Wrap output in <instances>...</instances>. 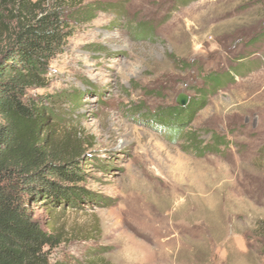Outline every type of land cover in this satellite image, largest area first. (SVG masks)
Returning <instances> with one entry per match:
<instances>
[{"label":"rangeland","instance_id":"1","mask_svg":"<svg viewBox=\"0 0 264 264\" xmlns=\"http://www.w3.org/2000/svg\"><path fill=\"white\" fill-rule=\"evenodd\" d=\"M88 4L29 93L79 142L90 196L55 214L51 264H264V0ZM180 95L200 107L175 137Z\"/></svg>","mask_w":264,"mask_h":264},{"label":"trees","instance_id":"2","mask_svg":"<svg viewBox=\"0 0 264 264\" xmlns=\"http://www.w3.org/2000/svg\"><path fill=\"white\" fill-rule=\"evenodd\" d=\"M96 11L84 0H0V264H51L49 249L63 238L55 214L90 200L79 187L84 181L79 142L58 135L42 99L29 93L44 87L49 64L71 36L70 23L91 22ZM205 79L207 89L215 92L227 76ZM199 107L191 99L162 112L163 127L178 136L180 131L170 129L173 119H191ZM214 142L215 147L225 145ZM35 208L50 220L35 218Z\"/></svg>","mask_w":264,"mask_h":264},{"label":"water","instance_id":"3","mask_svg":"<svg viewBox=\"0 0 264 264\" xmlns=\"http://www.w3.org/2000/svg\"><path fill=\"white\" fill-rule=\"evenodd\" d=\"M187 98L183 95H180L177 99H176V104L179 106V107H184L186 106L187 104Z\"/></svg>","mask_w":264,"mask_h":264}]
</instances>
